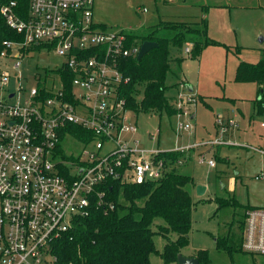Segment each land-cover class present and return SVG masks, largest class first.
Wrapping results in <instances>:
<instances>
[{
	"label": "built area",
	"instance_id": "built-area-1",
	"mask_svg": "<svg viewBox=\"0 0 264 264\" xmlns=\"http://www.w3.org/2000/svg\"><path fill=\"white\" fill-rule=\"evenodd\" d=\"M94 2L29 0L26 12L17 0L0 6L7 25L23 35L4 40L0 56L15 47L17 57L53 49L63 58L43 79L38 76L23 97L21 87L17 94L6 89L10 73L0 70V264H53L51 245L72 228L75 218L93 208L102 207L104 213L114 208L106 198L112 181L141 183L161 177L164 163L157 155L162 152L185 156L189 148L226 144L249 146L264 156L263 148L223 137L238 128L234 117H217L213 138L170 149L140 146L130 135L136 131L129 121L132 111L119 94L128 78L117 67L118 59L137 54L139 45H126L128 28L96 21ZM64 70L72 73L68 88ZM177 96V113L188 116L181 100L192 95ZM74 126L90 132L91 138L77 136ZM65 137L80 145L77 152L64 151ZM198 161L215 165L203 152ZM254 178L264 181V171ZM244 222L242 250L264 255V205L246 209Z\"/></svg>",
	"mask_w": 264,
	"mask_h": 264
},
{
	"label": "rangeland",
	"instance_id": "rangeland-1",
	"mask_svg": "<svg viewBox=\"0 0 264 264\" xmlns=\"http://www.w3.org/2000/svg\"><path fill=\"white\" fill-rule=\"evenodd\" d=\"M93 11L95 18L114 26H130L139 33L147 32L159 20L197 21L202 14L206 16L207 35L214 42L206 45L198 57H190L185 47L169 49L170 68L165 75V92L175 106L177 96L174 101L173 98L177 92H191L193 99L181 100L182 108H186L189 115L131 112L129 121L135 124L136 131L130 135L140 146L170 149L213 138L215 119L226 121L234 117L238 128L223 137L264 149V126L260 125L264 122V109L258 113L255 105L258 86L234 80L239 61L257 62L264 57V0H95ZM16 55L14 47L9 55L0 56V70L10 73L6 89L17 94L21 87L22 97L35 85L38 76L43 79L46 70L52 71L63 60L53 49ZM17 61L19 64L15 67ZM141 95L142 88L136 94L137 99ZM199 95L205 101L198 100ZM177 109L178 112L181 108ZM191 113H195L193 118ZM186 122L189 124L185 128ZM62 146L65 152L73 153L80 148L69 137L63 139ZM201 152L205 159L212 157L215 165L198 161ZM184 160L178 169L192 177L193 184H187L185 189L194 208L188 243L180 253L191 256L196 249L203 248L207 249L212 264H264L262 254L233 252L229 255L215 248L217 236L236 231L238 222L244 220L243 206L264 205V181L254 178L264 171V156L249 146L223 144L195 147L185 154ZM197 185L205 188L203 193H197ZM229 197L235 198L238 205L218 207L216 198ZM159 224H165L160 217L154 219L152 229L157 231ZM169 237L175 239L176 234L171 232ZM164 243L165 238L154 233L156 251L149 254L150 264H166L158 254Z\"/></svg>",
	"mask_w": 264,
	"mask_h": 264
},
{
	"label": "trees",
	"instance_id": "trees-1",
	"mask_svg": "<svg viewBox=\"0 0 264 264\" xmlns=\"http://www.w3.org/2000/svg\"><path fill=\"white\" fill-rule=\"evenodd\" d=\"M8 1L0 0V6ZM17 1L20 9L26 12L29 0ZM126 36L127 46L140 45L143 40L156 42V46L147 50L140 58L131 54L118 59L120 73L128 78L119 89L127 108L134 113H177V107L165 92V75L170 68L169 49L185 47L190 57H198L206 45L212 44L214 41L207 35L205 14L197 21L159 20L147 32L127 29ZM22 37L21 33L7 25L0 12V51L5 47L4 40L16 41ZM35 48L38 47H28L27 50ZM63 73L68 88L72 73L67 70ZM234 80L253 82L258 86L257 95L261 98H256L255 105L258 113H261L264 109V57L257 62L239 61ZM38 87L42 90L43 85ZM141 88L142 95L137 99L136 94ZM202 99L200 96L199 100L203 101ZM71 129L84 140L91 138L90 132L77 126ZM157 156L164 163L161 177L141 183L112 181V188L106 187V198L114 203V208L106 213L102 207L93 208L88 215L75 218L72 228L51 245L53 264H150L149 254L156 251L153 244L154 233L165 238L159 256L164 263L175 264L176 254L188 243L187 233L191 227L194 202L185 186L193 184V180L190 175L178 169L180 165L177 160L184 157L183 152L166 151ZM216 201L218 207L238 205L233 197L216 198ZM249 207L243 206L244 213ZM158 217L165 224H159L157 231H154L152 226L154 219ZM244 225V220H241L236 231L230 230L224 236H217L215 248L229 255L244 252L241 247ZM171 232L176 234L175 239L169 237ZM191 256H195L200 264H212L207 249H196Z\"/></svg>",
	"mask_w": 264,
	"mask_h": 264
},
{
	"label": "water",
	"instance_id": "water-1",
	"mask_svg": "<svg viewBox=\"0 0 264 264\" xmlns=\"http://www.w3.org/2000/svg\"><path fill=\"white\" fill-rule=\"evenodd\" d=\"M154 46H156L155 41H151V40L141 41L136 57L140 58L147 50H149ZM204 189L205 188L203 186L197 185L196 188L197 193H203ZM175 264H200V263L195 256H184L180 252H178L176 254Z\"/></svg>",
	"mask_w": 264,
	"mask_h": 264
},
{
	"label": "crops",
	"instance_id": "crops-1",
	"mask_svg": "<svg viewBox=\"0 0 264 264\" xmlns=\"http://www.w3.org/2000/svg\"><path fill=\"white\" fill-rule=\"evenodd\" d=\"M94 9V8H93ZM93 15H94V11H93ZM95 18V17H94ZM95 20L96 21H98V22H101V23H106V24H109V23H107L106 21H104V20H101V19H98V18H95ZM111 25V24H110ZM116 26H118V25H116ZM118 27H123V26H118ZM124 28H128V29H130V26H126V27H124ZM189 89V91H192V90H190L191 88H188ZM183 92V91H182ZM182 92H177L176 94H175V96H174V98H173V101H174V99H175V97L179 94V93H182ZM184 93H186V92H184ZM184 93H182V94H184ZM190 94H191V92H190ZM191 95H193V94H191ZM199 97H200V95H199ZM202 97V96H201ZM203 98V97H202ZM199 100V99H198ZM203 101H205L204 99H202ZM197 101V100H196ZM196 101L194 100V102L193 103H196ZM175 102H178V96L176 97V99H175ZM195 116V113H191L190 114V117L191 118H193ZM214 133H216V126H215V123H214ZM194 142H196V141H193V142H187V143H184V144H182V145H187V144H191V143H194ZM182 145H180V146H182ZM174 147H177V146H174ZM173 148V147H172ZM194 148H189L186 152H185V154L187 155L190 151H192ZM185 161V160H184ZM184 161H183V163H184Z\"/></svg>",
	"mask_w": 264,
	"mask_h": 264
}]
</instances>
